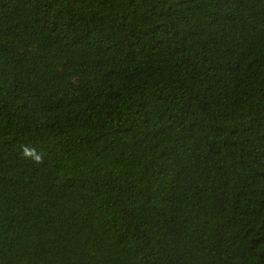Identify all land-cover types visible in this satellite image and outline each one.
I'll return each mask as SVG.
<instances>
[{"label":"trees","instance_id":"obj_1","mask_svg":"<svg viewBox=\"0 0 264 264\" xmlns=\"http://www.w3.org/2000/svg\"><path fill=\"white\" fill-rule=\"evenodd\" d=\"M0 264H264V0H0Z\"/></svg>","mask_w":264,"mask_h":264},{"label":"clouds","instance_id":"obj_2","mask_svg":"<svg viewBox=\"0 0 264 264\" xmlns=\"http://www.w3.org/2000/svg\"><path fill=\"white\" fill-rule=\"evenodd\" d=\"M25 155L27 156H34V159L37 161V162H40L41 160V157L38 156V155H35L33 151H30L28 149H25Z\"/></svg>","mask_w":264,"mask_h":264}]
</instances>
